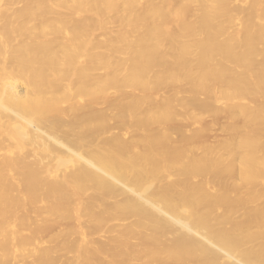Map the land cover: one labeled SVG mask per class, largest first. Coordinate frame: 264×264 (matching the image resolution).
<instances>
[{"label":"bare ground","instance_id":"obj_1","mask_svg":"<svg viewBox=\"0 0 264 264\" xmlns=\"http://www.w3.org/2000/svg\"><path fill=\"white\" fill-rule=\"evenodd\" d=\"M0 264H264V0H0Z\"/></svg>","mask_w":264,"mask_h":264},{"label":"rangeland","instance_id":"obj_2","mask_svg":"<svg viewBox=\"0 0 264 264\" xmlns=\"http://www.w3.org/2000/svg\"><path fill=\"white\" fill-rule=\"evenodd\" d=\"M67 120L68 119H63V122L64 123H62V128H64L65 130H68V127H67ZM216 128H217V126H215ZM50 129H49V127L48 128H43L41 131H40V133L41 134H44V135H47L48 137H50L53 141H55V138L54 137H52V135L50 134ZM218 130H216L215 129V131L214 130H211L210 132H209V134L211 135V138H213L214 140L215 139H217V137H218V132H217ZM212 132V133H211ZM209 134H208V136H209ZM207 136V137H208ZM209 139H210V137H208Z\"/></svg>","mask_w":264,"mask_h":264}]
</instances>
